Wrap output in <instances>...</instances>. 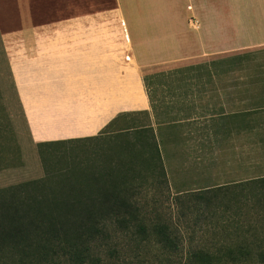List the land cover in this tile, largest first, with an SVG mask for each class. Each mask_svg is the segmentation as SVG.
Here are the masks:
<instances>
[{"label": "trees", "instance_id": "obj_1", "mask_svg": "<svg viewBox=\"0 0 264 264\" xmlns=\"http://www.w3.org/2000/svg\"><path fill=\"white\" fill-rule=\"evenodd\" d=\"M259 54L264 55V50L212 60L184 70L205 72L211 77L218 65H230L242 61L244 56ZM6 66L9 72L7 60ZM158 76L159 73L143 77L156 132L152 126L127 128L135 137L124 147L127 165L104 167L78 160L76 156L67 158L64 148L100 136L34 145L35 154L31 156L38 163L41 176L0 187V264H105L100 255L113 242L115 234H147L143 224L147 205L136 195L150 175L154 177L152 185L165 184L169 188L162 153L166 144L180 140H191L198 154L202 150L212 153L209 166L216 170L213 174L205 172V176L198 174L193 189L175 186L174 201L185 228L193 231L214 228L224 232L228 228L236 231L239 225H251L254 219L264 223V71L258 78L254 74L246 75L245 81L240 82L244 95L235 110L225 112L221 105L203 120H200L202 116L159 119L146 88V79ZM11 90L16 96L13 85ZM138 115L144 112L120 116ZM183 127L186 131L188 127L191 137H184V133L180 134L183 137L177 136L176 130L180 132ZM165 130L175 135L168 140ZM28 141L30 144L29 136ZM7 152L12 158L13 152ZM5 161L7 158L1 153L0 172L9 169L4 166ZM232 211H236V220L228 216ZM151 231L158 242L169 247H176V240L180 242L179 230L168 222L154 223ZM226 252L230 257L233 254L248 257L253 254V248L230 244ZM203 256L208 255H197ZM260 256L264 254L260 252Z\"/></svg>", "mask_w": 264, "mask_h": 264}, {"label": "crops", "instance_id": "obj_2", "mask_svg": "<svg viewBox=\"0 0 264 264\" xmlns=\"http://www.w3.org/2000/svg\"><path fill=\"white\" fill-rule=\"evenodd\" d=\"M0 47L33 151L110 134L124 113L154 124L145 74L264 50V0H0ZM232 89L226 100L213 89L225 112L244 95Z\"/></svg>", "mask_w": 264, "mask_h": 264}, {"label": "rangeland", "instance_id": "obj_3", "mask_svg": "<svg viewBox=\"0 0 264 264\" xmlns=\"http://www.w3.org/2000/svg\"><path fill=\"white\" fill-rule=\"evenodd\" d=\"M244 51L212 56L190 65L207 63L224 56L225 58L231 57ZM258 65H264V55L259 54L255 57L248 55L244 56L242 61H235L230 65H218L213 68L214 73L211 77L206 76L205 72L196 73L184 69L183 72L178 73L177 71L181 70L170 66L156 72L160 74L157 78H147L146 88L153 104L156 105L159 119H183L195 112L198 113L196 115L202 116L200 120H203V117L207 116L211 110L217 111L219 108L218 104L213 103L214 100H211L215 92L213 89L223 87L225 90H216L218 92L216 94L220 100H224L223 93L226 92V100L228 94L234 91L232 89L233 85L245 81L246 75L254 74L255 78L260 77L259 73L264 71V68H259ZM156 73L145 74V76L149 77ZM10 77L6 60L0 48V148L2 155L7 158L4 166L9 168L8 171L3 170L0 172V187L21 180L36 178L42 174L37 166L38 163L31 156L35 154V149L31 151L28 147L27 125L21 107L16 105V101L13 100L14 95L11 90ZM240 92V87H238L237 96L239 97L241 96ZM224 105L225 108L230 109L227 104ZM141 126H152L156 132V125L153 124V120L144 115H138L134 118L121 120L110 129V134H104L97 140L78 144L75 147H66L63 150L69 156L67 158L76 156V159L87 161L90 164L104 167L127 165L128 157L124 147L127 142H133L135 137L126 130L127 128L133 127L132 129H134ZM185 127L181 131L179 130L180 132L176 130L177 136L183 133L184 137L192 136L188 132V127L187 131ZM164 133L168 140L175 135V133L171 134L166 130ZM193 147L194 143L191 140H180L177 143L169 142L167 144L165 153H163V163L169 188L165 184L152 185L151 182L154 177L150 175L147 176V182L143 185L141 192L136 195L137 199L144 201L147 205L143 212V224L147 229V234H115L113 242H110L102 250L100 256L103 263L264 264V256H260V252L264 254V223L257 221L258 219H254L251 225H239L236 231H234L235 228H228L230 230L224 232L221 229L214 228L193 231L185 228L180 223L184 218L181 217L180 213L178 214L176 209L174 201L175 186L180 185L187 189H193L196 187L193 183L199 177L198 174L205 176V172L213 174L216 171L215 168L212 169L209 166L212 153L209 154L208 151L202 150L198 154ZM7 151L13 152L12 158ZM197 158H200V160H197ZM181 183L183 184L181 185ZM228 216L232 220L238 218L236 211H232ZM159 222H168L171 226L177 227L179 230L177 237H179L180 242L176 240V247H169L163 242H158L151 234L152 225ZM171 229L174 230L173 227ZM243 240L245 242H242ZM230 244L231 246L250 245L253 248V254L248 257L233 254L234 257H230L226 252V247ZM200 253L208 256L198 258L197 255Z\"/></svg>", "mask_w": 264, "mask_h": 264}, {"label": "built area", "instance_id": "obj_4", "mask_svg": "<svg viewBox=\"0 0 264 264\" xmlns=\"http://www.w3.org/2000/svg\"><path fill=\"white\" fill-rule=\"evenodd\" d=\"M189 23L192 27H197V21L193 18H190L189 19Z\"/></svg>", "mask_w": 264, "mask_h": 264}]
</instances>
